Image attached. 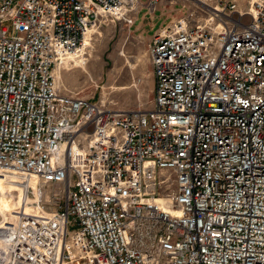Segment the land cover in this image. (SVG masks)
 Segmentation results:
<instances>
[{
	"label": "built area",
	"instance_id": "built-area-1",
	"mask_svg": "<svg viewBox=\"0 0 264 264\" xmlns=\"http://www.w3.org/2000/svg\"><path fill=\"white\" fill-rule=\"evenodd\" d=\"M156 6L151 107L57 83ZM0 180V264H264V0H0Z\"/></svg>",
	"mask_w": 264,
	"mask_h": 264
},
{
	"label": "rangeland",
	"instance_id": "rangeland-1",
	"mask_svg": "<svg viewBox=\"0 0 264 264\" xmlns=\"http://www.w3.org/2000/svg\"><path fill=\"white\" fill-rule=\"evenodd\" d=\"M167 15L158 6L153 10L143 7L131 26L113 22L98 29L88 37L75 65L55 71L57 83L73 86L86 97L94 95V100L100 96L110 108L151 107L154 77L146 47ZM1 189L4 185L0 180ZM8 207L4 195H0V211L4 213Z\"/></svg>",
	"mask_w": 264,
	"mask_h": 264
},
{
	"label": "bare ground",
	"instance_id": "bare-ground-1",
	"mask_svg": "<svg viewBox=\"0 0 264 264\" xmlns=\"http://www.w3.org/2000/svg\"><path fill=\"white\" fill-rule=\"evenodd\" d=\"M98 31V30H97ZM87 39H88V37L85 39V43H86V41H87ZM86 45V44H85ZM78 55H79V53L78 54H75V55H71L70 57H69V59H71L72 60V62L70 63L72 66L73 65H75L80 59L78 58ZM57 81V80H56Z\"/></svg>",
	"mask_w": 264,
	"mask_h": 264
}]
</instances>
